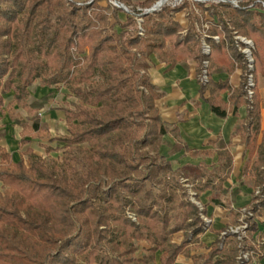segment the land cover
Here are the masks:
<instances>
[{"label":"trees","instance_id":"1","mask_svg":"<svg viewBox=\"0 0 264 264\" xmlns=\"http://www.w3.org/2000/svg\"><path fill=\"white\" fill-rule=\"evenodd\" d=\"M99 1L85 6L70 1L66 6L65 0H0V114L7 107L20 125L19 147L30 138L61 142V166L71 173L57 174L29 147L13 161L0 146V264H156L155 253H165L172 234L183 228L189 213L195 214L180 202L172 219L174 190L166 186L155 194L147 186L159 172L173 171L172 160L159 153V146L165 134L179 136L176 126L164 123L155 104L163 92L146 74L153 51L161 52L170 66H186L192 56L198 96L214 115L238 116L245 105L246 115L236 121L232 134L240 135L246 155L242 177L262 191L258 206L264 208V126L257 88L258 76H264V0L238 1L237 7L222 0L196 2L186 13L185 28L174 15L188 6L186 0L143 13L140 27L135 14L141 11L133 5L132 13L124 12L120 20L122 8L112 6L108 14ZM154 1L137 0L136 5L148 8ZM205 12L211 20L204 19ZM234 36L253 42L252 63ZM202 42L208 53H203ZM204 69L207 79L202 81ZM236 69V86L228 78L212 79L215 73L230 75ZM36 80L41 86L62 84L76 97L75 103L62 108L67 134L52 138L41 126L38 110L50 95L28 101V87ZM10 91L12 99L6 104L4 95ZM14 106L28 118L15 117ZM84 143L87 148L81 147ZM226 145L221 138L215 142L223 170L193 167L194 177L203 180L197 193L227 191L211 185L214 178L221 182L231 172L232 155ZM183 149L194 157L208 154L180 141L170 145L169 154ZM50 150L54 149L46 148ZM237 193L238 189L231 192ZM258 206L252 207L257 214ZM198 222L199 218L187 227L192 234L201 230ZM249 229L256 232L257 223ZM139 241L148 245L140 257ZM178 250L174 246L169 255L173 258Z\"/></svg>","mask_w":264,"mask_h":264},{"label":"rangeland","instance_id":"2","mask_svg":"<svg viewBox=\"0 0 264 264\" xmlns=\"http://www.w3.org/2000/svg\"><path fill=\"white\" fill-rule=\"evenodd\" d=\"M70 1L75 2L78 5L85 6L90 3L91 0H65V5L68 6ZM115 1L125 7V10L123 9V12L118 13L120 20L125 19L126 15L124 12L132 13L133 6L141 11L140 13L135 14L139 26L140 22L142 21L141 15L143 13H151L155 10H160L164 5H178L184 0H155L153 4L148 8H141L140 6H137V0H129L131 1V3L128 5L121 3L119 0H101L99 1V4L105 9L106 13L109 14L112 6H114L112 2ZM159 1H162V4L160 6L155 7V9L151 12H147V10H149L152 6H155V4ZM186 1L189 2L188 6L184 10L177 12L174 15V18L178 22H180L183 28L188 24L186 13L194 7L193 4H196V2L204 1L218 2V0ZM232 1H234V4L236 5L238 1L242 0ZM234 4L232 5L234 6ZM262 11L264 12L263 5ZM195 13L199 17L202 14L197 7L195 8ZM204 17V19L210 20L206 12L204 13ZM110 19L111 21H113L112 17ZM202 26L203 28H207V23L204 22V20L202 21ZM139 32H142L143 34V30L141 28L139 29ZM181 32L182 34H184L185 30H182ZM234 38L236 41H240L242 43L243 40L241 39H246L245 37L241 36H234ZM203 43L204 42H202V50L203 53H205L203 49ZM242 50L243 49H241V51ZM149 55L164 60L162 53L159 51H153ZM187 60L191 65L196 64L191 55L188 56ZM250 63H252V61ZM206 65L207 62L205 61L204 67ZM249 66L251 65L249 64ZM94 79L99 81L100 77L95 76ZM248 83H252V78H250V80L248 79ZM257 88L262 106V115L264 116V76H258ZM28 92L29 102L39 99L46 94L50 95L43 107L38 110V116L40 117L41 126L49 131L50 137L58 138L59 136L67 134L65 117L62 108H64L65 106H71L73 103H75L77 101L76 97L71 94L68 89L62 84L41 86L38 80L34 81L28 87ZM12 94L13 91H10L9 93L4 95L6 104L12 99ZM7 110V107H5L4 112L0 114V132L4 130L2 129V127L6 124H11L12 126H14L13 128H15V131L17 133L15 134L14 138L15 152H20L26 147H29L33 150V152H35V154L43 158L47 166L54 172H56L57 174L69 173L71 175L69 171H66L61 166V146L63 145L61 142H57L56 140H49L46 137L30 138V141L28 143H26L22 147H19L18 142L20 140L21 127L20 125L16 124L15 121L9 116ZM14 116H20L25 119L28 118L27 113L17 106H14ZM28 122L31 123L30 120H28ZM2 133L4 135V132ZM47 147H52L54 150L46 151ZM81 147L87 148V145L84 143L81 145ZM13 151L14 150H12L11 152ZM233 152H235V149H233ZM178 155L179 154L170 155L167 153L165 158L174 162L172 165L173 171L159 172L153 181H147V186L155 194L158 193L160 188L166 186H170V188L174 190V202L172 203L170 208V215L172 219H175V217L179 213L177 205L180 202L187 203V205H189L190 211L194 209L192 212H194L195 214L189 213L190 218L187 222L184 223L183 228L172 234L169 242L170 246L166 248L165 253H162L160 251H157L155 253L156 264H264V208L258 206L263 198V194H261V190L253 189L251 187L252 184L250 180H245L241 177L240 171L246 160V157H236V168L234 169L232 176H230V179L228 181L231 182V185L230 187H227V191L223 194L220 192L216 193V198L210 196L208 198V201H205L203 198L204 195H202L204 191L199 193H197L196 191V188H200V182L202 181H200L201 179L194 177V166L187 164L182 167H177L176 164L179 163L177 157ZM16 157L17 156H15L14 158ZM14 158L12 157V160ZM212 161L213 158L206 159V162L208 164ZM25 162L27 163L26 159ZM198 166H203L202 168L207 169V166L205 164H201ZM237 170L239 171V173ZM214 180H216L215 182L220 181L217 180V178H214L213 181ZM238 180L242 181L246 186L242 187L244 190V196L246 197H242V199H244L245 201H241L238 204H232V201L230 199H233L234 196L231 194L232 191L230 189L231 187L238 185ZM253 197L257 198L254 203H252L253 201H251ZM253 204L258 206V209L260 211L258 214L252 211ZM250 213L252 214V216L249 215ZM129 216L133 220L135 219L134 216L130 213ZM198 218L200 219V222H198V224L201 226V230L196 234H192L190 229L187 227L189 226V224L193 225ZM239 218H244V221H246L248 225L247 229L244 231V234L241 233V231L229 233V227L235 229L236 225L239 223ZM252 222L257 223L258 230L256 232H251L249 229ZM188 231H190L189 236L186 239L187 241H184V239L186 238V232ZM172 246L179 247L177 254L173 258L169 255L170 250L173 248ZM250 246L254 247L255 250ZM145 247H148L145 241L138 242V251L136 252L137 256L140 257L143 254L141 249ZM245 254L247 255V258H245Z\"/></svg>","mask_w":264,"mask_h":264},{"label":"crops","instance_id":"3","mask_svg":"<svg viewBox=\"0 0 264 264\" xmlns=\"http://www.w3.org/2000/svg\"><path fill=\"white\" fill-rule=\"evenodd\" d=\"M186 63V66H183L180 63H174L170 66L165 60L158 59L151 55L148 56L149 67L146 70V74L151 83L155 84L159 91L163 92V96L155 100L159 115L168 128L176 126L179 133L178 137H174L170 133L165 134L163 136L164 142L159 146V153L166 156L167 153L169 154L170 145L174 142L180 141L181 144L187 146L191 150L208 151V154H200L194 157L190 156L183 149L174 154H179L177 156L179 161V163L176 164L177 167H182L187 164L191 166L205 164L208 170H211L212 168H220V170H223L222 163L224 160L221 158L218 160L217 148L215 147L216 140L221 138L227 144L226 148L232 155V169L225 180L221 182H215L216 180H214L211 185L216 186L219 184L222 188L227 189V187H230L231 185V182L228 181L236 168V159L240 158V156L246 157L245 154L243 155V144L241 143L240 135L232 134V129L236 121L245 117L246 107L245 105L239 107L237 111L238 116L230 114L226 118H220L211 113L207 104L198 96L199 85L195 77V64L191 65L188 60ZM227 78L231 85L236 86L239 83L240 70L236 69L230 75L225 72L212 75L214 81L225 80ZM222 97L226 99V93L222 94ZM195 101H198L199 105H195ZM260 117L261 126L263 127L264 116L262 115L261 102ZM13 127L14 126L11 124H6L2 127L4 130L1 132H4V135H0V146L6 149L13 158L17 156L13 159V161H17L20 158V155L19 152H15L14 149V138L17 133ZM233 149H235V152H233ZM12 150L14 151L11 152ZM207 158H213V161L208 164L206 162ZM242 168L243 166L240 171L241 177ZM200 181L203 180L201 179ZM239 182L240 181L238 180V185L231 187L230 189L231 191L239 189L233 199L229 198L232 201V204H238L241 201H245L242 199V197H246L244 196V190L242 188L245 184H239ZM219 192V190L206 189L202 195H204V200L208 201L210 196L216 198L217 196L215 194Z\"/></svg>","mask_w":264,"mask_h":264},{"label":"built area","instance_id":"4","mask_svg":"<svg viewBox=\"0 0 264 264\" xmlns=\"http://www.w3.org/2000/svg\"><path fill=\"white\" fill-rule=\"evenodd\" d=\"M218 1H221V0H218ZM262 5L264 6V3H262ZM140 29V28H139ZM141 31V30H140ZM139 34L142 35V32H139ZM213 38L215 40H217V36H213ZM241 39V38H239ZM243 40V44H244V47L242 48L243 50V53L245 55V57L247 58L248 62L250 63L252 61V57H251V50L254 48V45H253V42L251 40H248V39H241ZM203 49L205 51V53H208L209 51V48L208 46L203 43ZM251 76L248 77V79L250 80ZM207 78H206V74H205V69L203 70V73L201 75V80L202 81H205ZM253 84L252 83H248L247 84V91H248V94L251 95V91L249 89L250 86H252ZM249 215L252 216V214L250 213ZM248 225H247V222L244 221V218H239V223L236 225L235 229L229 227V233H234V232H239L241 231V233L244 234V231L247 229ZM248 253V252H247ZM245 258H247V255L245 254Z\"/></svg>","mask_w":264,"mask_h":264},{"label":"water","instance_id":"5","mask_svg":"<svg viewBox=\"0 0 264 264\" xmlns=\"http://www.w3.org/2000/svg\"><path fill=\"white\" fill-rule=\"evenodd\" d=\"M224 1H228V2H230L231 4H234V1H232V0H224ZM112 3H113L114 6H117V7L122 8V9L125 10V7H123V6H122L121 4H119L117 1L112 2ZM161 4H162V1L157 2V3L155 4V6H152L149 10H147V12H151V11H153V10L155 9V7L160 6ZM234 6H237V4H236V5L234 4Z\"/></svg>","mask_w":264,"mask_h":264}]
</instances>
